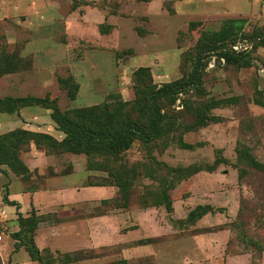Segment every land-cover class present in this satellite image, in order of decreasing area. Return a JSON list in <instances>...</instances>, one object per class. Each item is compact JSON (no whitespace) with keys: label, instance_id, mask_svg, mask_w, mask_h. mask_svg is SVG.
Returning a JSON list of instances; mask_svg holds the SVG:
<instances>
[{"label":"rangeland","instance_id":"374dc122","mask_svg":"<svg viewBox=\"0 0 264 264\" xmlns=\"http://www.w3.org/2000/svg\"><path fill=\"white\" fill-rule=\"evenodd\" d=\"M194 74L192 86L149 101ZM7 97L26 99L0 102V135L21 128L62 141L79 122L85 130L77 152L30 139L17 149L23 174L0 162V264L66 260L44 242L41 258L30 259V236L17 233L25 218L37 216L55 237L51 246L68 251L93 241L90 226L74 222L71 234H56L47 218L85 222L103 212L113 226L99 223L97 236L110 245L77 249L84 252L72 257L82 264L122 256L133 264H264V0H5L0 99ZM87 107L104 118L77 112ZM154 112L164 114L155 137L135 130L124 148L107 143L123 124L148 131ZM74 167L90 175L84 188L109 192L60 204L58 191L46 190ZM20 190L37 192L17 196L19 205ZM111 195L124 207L100 203ZM205 204L206 215L187 216Z\"/></svg>","mask_w":264,"mask_h":264},{"label":"trees","instance_id":"16d2710c","mask_svg":"<svg viewBox=\"0 0 264 264\" xmlns=\"http://www.w3.org/2000/svg\"><path fill=\"white\" fill-rule=\"evenodd\" d=\"M13 71H15V70H9L8 72H13ZM196 81H197V77H196V74H194L193 77L191 78V80H189V81L186 80L183 83H177L176 86L161 87V88L157 89L156 91L150 92V94L148 95L149 101L150 102L153 101L157 95L165 97V96H167V94L169 92H172V91L179 92L181 90V88H184L186 86L187 87L192 86L194 83H196ZM25 99L26 98L23 99V98L7 97L5 99H0V102L4 101V102H10V103L12 102L13 103V102H17V101H25ZM35 100L40 101V100H44V99L35 98ZM30 104L31 103L25 104V105H30ZM46 107H50V106H46ZM77 112H79L81 116H83L85 118L92 119V120L93 119L101 120L104 118L102 114L94 113V107H87V108L79 109V110H77ZM55 118L58 122L60 121L59 116H57ZM163 118H164V114H158V113L154 112V115L152 116V118L150 120L148 131L134 129L133 127H135V124H132V123L123 124V130L121 132L120 131L117 132L116 134H114V136L111 135L109 138L110 140H108L107 143L109 145H111L113 148H115L116 150L124 148L128 144V142L126 141L127 135L128 134L131 135V133L135 132V130L138 132L141 139L150 140L151 138L155 137L156 135H158L161 132V129H162L161 121ZM78 125H79L78 127L81 128V129H76L78 132L85 130V128H83V123L79 122ZM64 131L66 133V136H65L66 138H64V140H62V141H57V140L53 139L52 136L48 133L34 132V131L27 130V129L16 128V129H13L11 131H8L5 134L0 135V143L4 144V146L2 148L0 147V162L7 164L11 168H15V167L18 168L20 170V174L27 172L28 171L27 167L23 164L22 160L19 158L18 153H17V149H19V147L21 150L26 149V144L28 145V142L30 139H34L36 141L37 145H39L41 142L48 143L49 141H51V143L54 146L65 145L64 149L70 150L72 152H77V151H81L84 149L81 147L82 144H78V142H77L76 136L79 134L77 131L70 130L69 128L64 130ZM8 136H13V137L10 138L9 140L3 141V139L8 137ZM104 137L107 138L106 136H104ZM254 166L256 168H259V164L255 163ZM261 168L262 167H260V169ZM88 176H90V175H88ZM239 177H241V176L239 175ZM112 201L114 203L117 201L115 196H111L109 198L102 199L100 201V203L101 204L102 203L103 204H109L107 207L108 209H118V207H124L122 205L121 206L117 205V204L114 205L112 203ZM241 205H242L241 209L242 210L245 209V207H243V204H241ZM210 211H211V208L208 204L197 205V207L195 209H192L189 211L187 216H189L190 218H193L194 221H196L197 219H199L203 215H206ZM100 214H104V212L100 213ZM51 219H53V218L52 217L47 218V220H50V221H51ZM44 220H46V219H44ZM39 222H40V219L37 216L33 220L32 219L29 220V218H25L24 220L21 221V223H19V230L17 231V233H19L20 230H23V232L25 234L26 233L29 234V236H30L29 241H30L31 249L28 250V253H29L30 259H32V261L35 260L36 258H41L40 255L38 254L39 248L37 247V245L34 241V236H35L36 229L38 227ZM17 236H20V234H17ZM18 243H20V244H17V245H19L21 247L22 242H18ZM60 252H62V251H60ZM78 252H84V251L83 250H75V251H69V252H62L65 254L66 260L60 261V262H58V264H67V263L79 264V261L81 258L72 257V256H74V254H76ZM101 264H133V263L128 261L127 259L118 258L116 260H112V261H109L107 263H101Z\"/></svg>","mask_w":264,"mask_h":264},{"label":"crops","instance_id":"0c3cea01","mask_svg":"<svg viewBox=\"0 0 264 264\" xmlns=\"http://www.w3.org/2000/svg\"><path fill=\"white\" fill-rule=\"evenodd\" d=\"M4 1L5 0H0V6L1 7H2V4L4 3ZM6 1H8V0H6ZM33 151L34 150H32V153H33ZM87 175L88 174H86V175L84 174V171L82 169H79L78 167L77 168L74 167V171H72V172H70L68 174H64V175H60V176L54 177L53 179H57L58 184H55L53 186L50 184L48 186L50 188H47L46 191H50V190H56V191H58V195L60 196V198H62V199H59L61 201L60 204H65V203L75 204L77 202L82 201V200H79V199H82L81 193H83V191H90L92 193V192H95L96 189H97L98 193H103L104 191H105L104 193H108L109 192L108 189L105 188V187H100V189L102 188L101 190L98 187L84 188L83 187V181H84V178ZM71 177H73V178H71ZM19 187L15 188V190L19 189ZM92 189H93V191H92ZM44 191H45V189H44ZM35 192H37V191L30 192V191L20 190V191H16L15 193H13V195H14V199H16V201L19 202V205H20V201L17 199V196H19V195H26L28 197H32V195ZM31 202H33V200H30V203L29 204H32ZM92 216L93 217L86 218L85 222L81 221L79 218H77V219L74 218V219H71L69 221H62V222H58V223H52V222H50V220H47V221L45 220L47 222V224H46L47 226L51 225L53 227H56V229H57V232L55 230L56 234L59 231L63 230V229L65 231H67L68 234H71L70 231H69V227L68 226L70 224H73L74 222H81V223L84 224V226L86 228L88 226H90V230L92 231L93 241H90L88 243V245L85 244V243H83L85 245L79 244L78 245L79 246L78 248L76 246L75 249L68 250V251H64V250H61L59 248H53L51 246V242H52V240H54L55 237H48V235L44 231V229H45L44 228V224H41V223L38 224V227L36 229V233H35V236H34V241H35V243H36V245H37L38 248H40V246L43 247V245L45 244L44 247H49L52 250L58 249V250H60L62 252L75 251L77 249H83V248H92L93 249V248H96V247H99V246H109L110 243L107 242L109 240L105 239L108 235H106L105 237H103L104 238V241L106 243L104 242L102 245H96V244H99L98 241H97L98 239H102L103 240V238H99L97 236V232L99 231L98 224L99 223H102V222H105L106 223L105 224L106 226H107V224H109L107 230L108 229L110 230L109 226H113V224L112 223H109L108 218L110 216H112V215H109V214H106L105 213V214H99V215H95V216L92 215ZM105 216H107V217H105ZM102 218H104L106 220H104ZM98 219H100V220L97 221ZM45 221H42V222H45ZM92 224H96V227L94 225H92ZM124 235L126 236V234H124ZM127 237H128V235H127ZM102 242L103 241H101L100 243H102ZM41 243H43V245H41ZM122 258L127 259L129 261V258H127L126 256H122ZM109 261H111V259H104V260H101L99 262H90V263H84V264H101V263H107ZM30 262H32V261L30 260ZM87 262H89V261H87ZM67 264H75V263H67ZM79 264H82V262L79 261Z\"/></svg>","mask_w":264,"mask_h":264}]
</instances>
